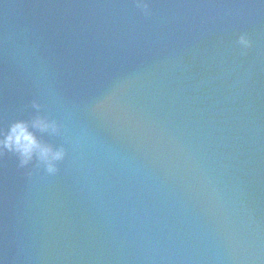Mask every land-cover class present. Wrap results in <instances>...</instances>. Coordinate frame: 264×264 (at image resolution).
I'll use <instances>...</instances> for the list:
<instances>
[{
    "label": "water",
    "instance_id": "95a60500",
    "mask_svg": "<svg viewBox=\"0 0 264 264\" xmlns=\"http://www.w3.org/2000/svg\"><path fill=\"white\" fill-rule=\"evenodd\" d=\"M16 121L0 264H264V0H0Z\"/></svg>",
    "mask_w": 264,
    "mask_h": 264
},
{
    "label": "clouds",
    "instance_id": "9594fccd",
    "mask_svg": "<svg viewBox=\"0 0 264 264\" xmlns=\"http://www.w3.org/2000/svg\"><path fill=\"white\" fill-rule=\"evenodd\" d=\"M239 43L245 47L249 45V41L245 36L239 38ZM33 107L38 108L39 105L34 103ZM31 126L41 131H57L54 120L50 121L39 115L32 120ZM5 149L18 154L21 166L27 164L35 155L49 173L56 170L55 162L61 160L64 156L62 148L53 150L50 146L38 141L25 121L14 122L9 126L7 132L0 130V154Z\"/></svg>",
    "mask_w": 264,
    "mask_h": 264
}]
</instances>
